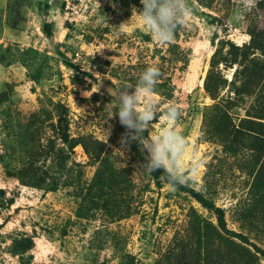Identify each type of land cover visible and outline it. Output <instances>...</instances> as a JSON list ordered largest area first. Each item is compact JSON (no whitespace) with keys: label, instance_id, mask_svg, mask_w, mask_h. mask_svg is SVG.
<instances>
[{"label":"rangeland","instance_id":"1","mask_svg":"<svg viewBox=\"0 0 264 264\" xmlns=\"http://www.w3.org/2000/svg\"><path fill=\"white\" fill-rule=\"evenodd\" d=\"M120 3L6 0L0 7V264H122L127 255L136 264L203 263L209 246L195 224H216V216L188 190L154 180L137 143L120 152L125 129L111 117L117 102L97 87L99 80L135 84L153 64L161 71L154 92L161 109L183 105L177 127L188 141L185 162L203 161L187 186L225 209L229 230L264 249V197L255 190L264 180L257 175L264 173V151L246 149L249 136L236 154L228 151L235 128L262 133L246 120L264 122V37L248 59L211 64L216 51L231 58V43L253 44L251 32L264 30V0L239 22L235 0H191L190 21L170 44L147 33L140 1ZM255 68L263 75L250 76ZM209 73L212 91L205 86ZM152 126L158 131L164 121ZM65 135L106 145L101 192L88 190L99 163L80 144L71 150ZM31 162L46 178L41 187L18 177ZM53 183L57 188L49 189Z\"/></svg>","mask_w":264,"mask_h":264},{"label":"clouds","instance_id":"2","mask_svg":"<svg viewBox=\"0 0 264 264\" xmlns=\"http://www.w3.org/2000/svg\"><path fill=\"white\" fill-rule=\"evenodd\" d=\"M258 0H235L233 20L257 6ZM99 3V0H98ZM140 18L147 33L159 44H170L175 40L178 29L186 26L194 6L191 0H140ZM161 76L160 68L147 66L135 84L124 83L113 88L112 97L116 100V111L111 116L118 117L125 131L120 137V152L130 151L137 143L146 160L142 164L149 172L161 170L165 173L171 189L195 183V173L201 160L185 162L188 141L177 127L184 111L182 103L176 101L161 109L154 92ZM163 112V115H161ZM164 121L158 131L153 130V121ZM147 132V136H145ZM111 125L106 129L104 143L108 142Z\"/></svg>","mask_w":264,"mask_h":264},{"label":"trees","instance_id":"3","mask_svg":"<svg viewBox=\"0 0 264 264\" xmlns=\"http://www.w3.org/2000/svg\"><path fill=\"white\" fill-rule=\"evenodd\" d=\"M138 1L140 0H119V2H121L120 5L123 6ZM9 16L11 17V14H9L8 17ZM251 36H252L253 44L246 45L244 48H240L239 46L231 43V46L233 48L232 52L230 53L231 58L225 57L223 55L217 57L219 51H216L212 57V62H211L212 66L213 67L218 66L220 63L224 61L227 62L231 61L232 63H235L238 61L239 56H242L243 59L245 60L248 59L249 55L251 54V49L259 47L261 42L260 40L264 37V30L251 32ZM261 68H263V66ZM260 74L263 75L262 70L259 71L255 68L252 69L250 76H257ZM41 77H42L41 72L37 73V75L31 76V78L35 82H40ZM211 77L212 74L209 73L205 83V86L208 91H212ZM259 110L262 112L260 114L261 115L260 118L264 119L263 98L261 104L259 105ZM61 119L63 121V118ZM246 123L254 124V125L259 124L262 127V133L257 132L256 130H254V128H248L247 131L244 129L243 126H239L238 128H235L234 130L236 132L231 141V146H228L229 147L228 151L234 154L240 151L246 136L250 137L248 144L246 146L244 145L246 149L250 148L251 150L257 153L264 151V132H263L264 122L257 123L254 120L248 119L246 120ZM41 126L43 127V123H41ZM63 140L70 143L69 147L71 148V150H73L76 145L79 144L82 145L85 152L89 155L92 161H94L95 163L96 162L99 163L97 172L92 181V185H90L88 190L89 193H91L93 190H97L98 192H101L103 187H105L104 184L105 178L101 179L100 174L101 173L104 174L107 172V168L109 167L108 161L110 158L109 155L108 156L106 155L108 150L106 148V145L102 141L94 137L78 136V137L69 138L67 135H65ZM252 141L253 142L259 141V143L257 142V144H255ZM37 171L38 168L35 167V163L31 162L28 167H25L20 171L18 177L20 181L24 184L32 185L35 187H41V185L46 182V178L37 177ZM257 175L263 177L264 173L260 172ZM151 176L154 180H158V181L164 180L165 182L168 183L165 173H163L161 170H157L151 173ZM261 178L258 177V181ZM52 187L53 188H49V189L52 190L56 189L57 184H54ZM257 187L258 188L255 190H257L258 193H262V196L264 197V180H263V184ZM177 188L188 190L192 194V196H194L204 207L211 210L217 219L216 224L204 218L200 220L199 224H195V230L199 234L200 238L204 239L205 243L209 246V248L206 249V253L203 257L202 264H229L227 263V260L229 259L235 260L236 264H259L260 255L264 256V249L256 244H253L247 235L235 231H231L227 228L226 211L223 207L218 206L213 199L206 197L202 192L193 189L187 185L178 186ZM98 195L101 196L102 194H98ZM82 199H84V201L86 200L85 197H82ZM263 201L264 198L260 200L261 203H263ZM228 232L233 236L239 237L240 241H237L234 238L230 237ZM217 242L219 243L218 246L216 245ZM33 245L34 242L32 240H29L27 244V249L32 248ZM249 245H252L253 249H251ZM122 264H136L135 257L132 255L125 256V258L122 261Z\"/></svg>","mask_w":264,"mask_h":264},{"label":"water","instance_id":"4","mask_svg":"<svg viewBox=\"0 0 264 264\" xmlns=\"http://www.w3.org/2000/svg\"><path fill=\"white\" fill-rule=\"evenodd\" d=\"M97 87L111 95L114 85L107 80H99Z\"/></svg>","mask_w":264,"mask_h":264},{"label":"crops","instance_id":"5","mask_svg":"<svg viewBox=\"0 0 264 264\" xmlns=\"http://www.w3.org/2000/svg\"><path fill=\"white\" fill-rule=\"evenodd\" d=\"M6 0H0V7H3V5L5 4Z\"/></svg>","mask_w":264,"mask_h":264}]
</instances>
